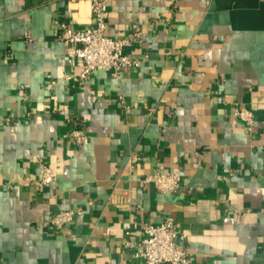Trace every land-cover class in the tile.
<instances>
[{"label":"crops","instance_id":"1","mask_svg":"<svg viewBox=\"0 0 264 264\" xmlns=\"http://www.w3.org/2000/svg\"><path fill=\"white\" fill-rule=\"evenodd\" d=\"M91 21L84 0H0V264H143L141 225L167 216L187 264H264V0H111L107 33H143L120 83L67 79L61 24ZM177 170L174 194L142 181Z\"/></svg>","mask_w":264,"mask_h":264},{"label":"built area","instance_id":"2","mask_svg":"<svg viewBox=\"0 0 264 264\" xmlns=\"http://www.w3.org/2000/svg\"><path fill=\"white\" fill-rule=\"evenodd\" d=\"M84 1L91 6V23L83 28L73 27L66 22L61 24L60 38L65 45L67 55L81 61L80 72L70 74L67 79H89L94 73L102 70L110 72L120 83L141 63L137 55L127 51V47L136 41L141 42L143 33L137 28L132 35L125 38L116 39L110 36L107 33V12L111 0ZM51 85L49 84V87ZM233 113L244 122L248 131L253 130L255 115L252 110L240 107ZM130 168L133 169L134 165L130 164ZM56 180L57 171L54 166L42 163L36 185L43 187ZM182 180L183 176L179 170L149 173L142 179L145 185L152 184L159 191L173 194L181 188ZM76 214L75 209L54 213L47 225L50 228L63 227L70 224ZM141 227L144 236L137 243L134 255L142 258L143 264H187L189 262L187 247L178 242L179 222L174 217L167 216L160 223L144 222ZM126 233L130 234V231Z\"/></svg>","mask_w":264,"mask_h":264}]
</instances>
